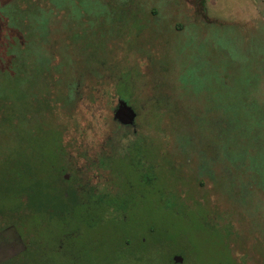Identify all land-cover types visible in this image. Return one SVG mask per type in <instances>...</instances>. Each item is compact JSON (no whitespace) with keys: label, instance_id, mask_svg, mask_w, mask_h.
<instances>
[{"label":"rangeland","instance_id":"374dc122","mask_svg":"<svg viewBox=\"0 0 264 264\" xmlns=\"http://www.w3.org/2000/svg\"><path fill=\"white\" fill-rule=\"evenodd\" d=\"M53 2L0 0V206H12L8 187L16 178L27 180L24 162L43 169L62 163L67 172L59 179H73L77 205L83 190L105 199L122 192L128 213L112 220L109 212L91 227L53 218L34 238L0 212V264L23 257L17 264H81L67 245L93 264H125L128 234L132 250L145 238L157 252L147 263L167 264L185 250L182 264H264V192L254 197L222 179V93L207 81L231 64L228 57L264 70V0ZM42 17L47 43L35 22ZM261 85L264 101V75ZM127 93L135 131L113 119ZM131 142L144 145L140 165L115 146ZM197 165L214 168L212 177Z\"/></svg>","mask_w":264,"mask_h":264},{"label":"trees","instance_id":"16d2710c","mask_svg":"<svg viewBox=\"0 0 264 264\" xmlns=\"http://www.w3.org/2000/svg\"><path fill=\"white\" fill-rule=\"evenodd\" d=\"M53 3L57 6L60 5L59 0H55ZM9 13V9H5L4 14L11 23L12 18L9 16ZM35 22L36 25H38V35L45 38L46 43L49 42L48 36L50 35L45 28L47 23L46 19L42 17V19L36 20ZM8 40L13 41L11 37L8 38ZM228 58L227 60L231 64L224 63L223 68L220 69L221 71H214V75L207 80L209 84L213 83L218 85V90L220 89L222 93V99L220 100L222 104V115L217 117L221 126L217 138L222 142V179L229 181L230 186L236 184L240 189L243 188L255 197L257 192H264V101H261L259 98L264 70H261L258 67L259 65L252 66L249 60L237 64L232 61L230 57ZM20 74L23 76V72ZM2 78L4 77L0 79ZM123 87L120 88V84H118L117 91L119 93L117 94L119 96L123 93L121 92ZM178 89L181 90V92L184 91V86L181 82H179ZM213 94H216V89L214 87ZM130 97V93H127L125 100L121 99V97H119V99L128 104L127 100H129ZM1 100L4 102L5 98L0 97V101ZM129 144L133 145L127 147L125 144L124 146L115 144V146L121 151L128 150L127 156L123 157L128 161H131V157H133V159L137 157L139 161L138 164L140 165L146 159L141 149L144 145L136 142H131ZM207 144L209 143L207 142ZM206 148H208V145ZM58 150L60 153V148H58ZM119 155H121V153H119ZM20 168L21 178L27 177V180L20 182L21 179L18 177L16 178L17 180L14 187H8L10 192L13 191L11 196L13 204L11 207H6L4 205L0 206V212L4 213L7 211L11 216L15 217V222L18 226H24L27 230L34 231V238L38 237L36 227L42 225L43 222L52 221L53 218H56V221L64 222L66 220L70 221L73 217H76V220H80L82 224L88 227L94 226L96 223L105 219L109 212L111 216L109 218L112 220H115V217L125 219L127 208L124 207V203L126 201H123V199L117 195V197L112 196V198L109 197L105 199L100 195H92L94 194L92 193L93 190L89 189L84 192L82 189V202L81 205H77V198L74 191L76 186L73 183V179L66 181V176H64L63 179L60 178L61 181L59 179L60 176L65 175L67 172L62 163L61 165H51L43 169L42 167L38 168L28 162H24ZM148 168L151 169L152 166L150 165ZM197 168L200 174H205L209 177H212V173H214V168L212 172H203L198 165ZM145 174L147 175L148 172ZM146 175L143 176L146 177ZM59 182L63 183L65 189L60 190L61 187H58ZM69 184L71 185L69 186ZM111 199H114L112 205ZM27 210L31 213L26 215L25 213ZM91 218H93V220H91ZM73 237L74 235H68L63 238L65 243H67ZM127 242L130 243L128 238L123 240L120 250V255L122 257L123 249L126 247ZM69 248L67 245L64 251L69 254V258L71 257L72 261L78 260L81 264H93L92 262L82 259L81 256L78 257L74 255V246L73 248ZM39 251L40 248L38 247L33 252L37 253ZM24 260L25 257L19 258L16 264ZM125 261V264H152L136 259ZM166 262L167 264H175L171 259ZM122 264H124V260Z\"/></svg>","mask_w":264,"mask_h":264},{"label":"flooded vegetation","instance_id":"af4514ba","mask_svg":"<svg viewBox=\"0 0 264 264\" xmlns=\"http://www.w3.org/2000/svg\"><path fill=\"white\" fill-rule=\"evenodd\" d=\"M120 102H122V100H119V102L117 103V106L115 108V111H114V115H113V119L114 121L120 126V127H124V128H131L133 131H135V120H134V125H126V124H123L122 122L118 121L115 119V114L118 112L119 110V107H120ZM128 105V104H127ZM135 112V111H134ZM136 114V113H135ZM137 116V114H136ZM100 159V158H98ZM102 159V158H101ZM106 159V160H105ZM104 161L105 163L107 164V161H108V157L105 158ZM124 160L128 161L126 158H124ZM131 160V159H130ZM133 160V158H132ZM153 171V169H152ZM134 193L136 194V196H139L140 197V193H137L134 191ZM117 195V194H116ZM114 195V196H116ZM117 197V196H116ZM118 197H121V199H123V201H126L125 200V194H122V192H120V196ZM127 211V210H126ZM128 213V211H127ZM153 227V226H152ZM154 229V228H153ZM151 232L153 231L152 228L150 229ZM151 234L148 235V237L150 236ZM126 238H128V240H130V243L127 242L126 243V247L123 249V257L126 258V260H131V259H136V260H140V261H144V260H151V261H155V260H158V256H157V252H155V249L153 248V246H151L150 248L148 246H146L145 244L147 243L145 238H140V244H139V248L136 249V250H132L131 247L133 245V239H132V236L130 234L126 235ZM157 242L159 243V241L157 240ZM166 245L168 244H171V241H163ZM155 244V242H154ZM185 251V250H181L180 252H172L174 255L172 256L171 258V261L174 262V258L175 257H178L180 258L181 262L180 263H175V264H182L184 262V259L183 257L179 256L181 255V253ZM187 252V251H186ZM171 253V254H172ZM188 253V252H187ZM171 254H168L166 253L165 257L164 258H167L168 259V256L171 255ZM189 255V253H188ZM190 258V257H189ZM168 261V260H167Z\"/></svg>","mask_w":264,"mask_h":264},{"label":"water","instance_id":"95a60500","mask_svg":"<svg viewBox=\"0 0 264 264\" xmlns=\"http://www.w3.org/2000/svg\"><path fill=\"white\" fill-rule=\"evenodd\" d=\"M118 112L115 114V119L126 125H134L136 114L134 110L124 102H120ZM175 263H180L181 260L178 257L174 258Z\"/></svg>","mask_w":264,"mask_h":264}]
</instances>
